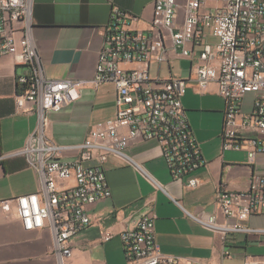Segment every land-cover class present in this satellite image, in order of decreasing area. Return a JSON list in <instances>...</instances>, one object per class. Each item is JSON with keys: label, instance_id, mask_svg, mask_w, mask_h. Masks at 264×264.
<instances>
[{"label": "built area", "instance_id": "built-area-1", "mask_svg": "<svg viewBox=\"0 0 264 264\" xmlns=\"http://www.w3.org/2000/svg\"><path fill=\"white\" fill-rule=\"evenodd\" d=\"M32 9L33 0H0V55L11 54L18 64L29 66L18 78L15 101L17 112L38 115L22 154L38 173L41 186L3 204L13 209L25 230L52 232L60 264L73 256V239L92 221L87 206L112 195L103 167L110 155L131 162L126 153L131 144L155 141L172 178L188 188L199 185L193 174L207 161L182 101L191 83L200 93L216 84L224 98V149L246 150L253 164L264 154V0H155L146 31L132 28L138 17L115 6L103 27L93 82L115 84L117 115L94 126L82 143L65 147L47 138L48 112L76 102L85 81L43 74L31 37ZM209 35L217 43H210ZM170 50L194 59L189 77L151 75V65L166 62ZM249 94L254 95L252 109L244 112ZM63 149L78 151V158L62 160ZM146 176L156 188H163L152 175ZM72 178L74 185H64ZM216 196L224 220L216 214L192 215L196 221L222 238L230 232L257 231L245 222L252 214L264 213V171L253 172L247 189L220 187ZM156 218L149 209L134 228L120 233L129 262L179 263L162 252ZM113 236L108 230L102 233L104 241ZM244 264H264V256H247Z\"/></svg>", "mask_w": 264, "mask_h": 264}, {"label": "crops", "instance_id": "crops-1", "mask_svg": "<svg viewBox=\"0 0 264 264\" xmlns=\"http://www.w3.org/2000/svg\"><path fill=\"white\" fill-rule=\"evenodd\" d=\"M155 0H33L31 37L47 78L85 81L80 98L59 111L48 112L47 138L62 147L82 143L90 130L117 115L114 83L93 82L103 27L115 6L138 17L132 28L146 31ZM210 43L218 39L209 35ZM199 49V46H195ZM194 59L181 50L168 51V60L152 64V76L189 77ZM29 66L18 64L11 54L0 55V264H60L54 235L48 228L28 231L3 202L36 192L41 182L22 149L35 131L38 115L16 111L18 78ZM253 94L243 102L249 112ZM190 125L201 144L206 165L193 175L199 185L188 188L174 180L160 146L152 140L135 142L126 153L132 161L110 155L103 167L112 195L87 206L91 223L73 239V256L65 264H134L129 262L120 233L134 228L149 210L156 212V240L162 252L178 264H244L247 256H264V213L252 214L245 224L257 231L230 232L225 238L196 221L192 215H224L217 202L220 187L244 190L255 170L264 171V154L253 164L246 150L223 148L224 98L216 84L200 93L194 83L182 98ZM79 152L63 149L62 160H75ZM152 175L163 188L147 178ZM72 178L64 185H74ZM178 201V202H177ZM234 222L233 218L228 219ZM114 236L102 239L104 231ZM229 252V254H226Z\"/></svg>", "mask_w": 264, "mask_h": 264}]
</instances>
